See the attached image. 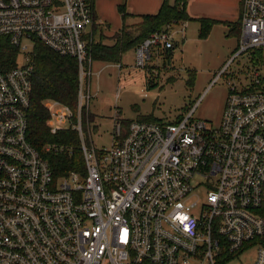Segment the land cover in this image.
Wrapping results in <instances>:
<instances>
[{
    "label": "built area",
    "instance_id": "obj_1",
    "mask_svg": "<svg viewBox=\"0 0 264 264\" xmlns=\"http://www.w3.org/2000/svg\"><path fill=\"white\" fill-rule=\"evenodd\" d=\"M241 9L234 57L264 60V0ZM95 24L93 0H0V39L20 51L0 69V264H230L251 248L264 264V77L229 89L219 125L195 119L196 107L127 127L118 112L112 145L98 149L84 122ZM38 43L79 64L77 109L45 103L51 133L76 131L84 157L83 171L59 178L43 152L63 147L40 152L28 138ZM178 46L170 25L135 48V67L165 64ZM199 189L206 201L188 203Z\"/></svg>",
    "mask_w": 264,
    "mask_h": 264
},
{
    "label": "rangeland",
    "instance_id": "obj_2",
    "mask_svg": "<svg viewBox=\"0 0 264 264\" xmlns=\"http://www.w3.org/2000/svg\"><path fill=\"white\" fill-rule=\"evenodd\" d=\"M119 0H95L97 35L94 42L111 46L113 37L124 27L133 28L141 19H122ZM100 12V14H99ZM179 46L173 50L170 64L156 63L146 69L135 67V50H129L118 64L94 61L92 77L85 80L93 94L91 114L94 116L89 141L98 148L112 145L114 118L118 113L122 120L134 121L151 117L156 122H175L187 116L193 108L194 118L209 125H219L229 89L247 81L248 74L258 70L264 77V60L258 53H243L234 57L238 49L240 33L228 36L223 27H215L206 39L199 38L196 21L171 24ZM92 48V47H91ZM22 61L20 60V63ZM225 70L223 76L221 72ZM189 71L195 79L187 84ZM156 83L149 88V81ZM69 125L63 126L64 129ZM87 138V134H86ZM206 191L199 189L188 203L203 204ZM198 213V211H196ZM258 248H251L236 256L230 264H253Z\"/></svg>",
    "mask_w": 264,
    "mask_h": 264
},
{
    "label": "trees",
    "instance_id": "obj_3",
    "mask_svg": "<svg viewBox=\"0 0 264 264\" xmlns=\"http://www.w3.org/2000/svg\"><path fill=\"white\" fill-rule=\"evenodd\" d=\"M93 3L95 4V0H93ZM187 3L188 0H175L174 4H170L169 0H164L157 14L139 16L141 22L131 29L124 26L113 37L115 42L111 46L104 44L102 40L92 43V61L118 64L129 50H135L152 34L162 31L171 24L191 21L192 19L187 14ZM119 12L123 20L134 17L128 14L126 3L119 6ZM218 23L209 19L199 20V38H208L213 27ZM229 27L228 36L235 33L239 34L241 23L239 21ZM19 57L20 51L17 47L11 45L7 39H0V69L2 71L17 67ZM32 58L34 62L33 87L31 105L27 112L29 141L40 152H43V148L47 145L63 147L62 151L52 149L50 152H43L56 178L66 176L72 172L83 171L85 163L78 133L73 130H65L53 135L48 125L49 110L45 106L47 101H57L69 106L74 111L77 109L80 85L79 64L76 59L62 57L41 43L36 45ZM172 58L173 51H168L165 64H170ZM195 77V72L189 71L187 80L189 86L193 83ZM156 85L151 80L149 81V88ZM87 120L94 123V116L84 113V122ZM138 120L153 121L151 117L139 118ZM131 122L123 120L125 127Z\"/></svg>",
    "mask_w": 264,
    "mask_h": 264
},
{
    "label": "crops",
    "instance_id": "obj_4",
    "mask_svg": "<svg viewBox=\"0 0 264 264\" xmlns=\"http://www.w3.org/2000/svg\"><path fill=\"white\" fill-rule=\"evenodd\" d=\"M169 1L170 4H174L175 2V0ZM119 2L123 3V0H119ZM124 2L127 5L128 14L140 19L139 16L157 14L161 9L164 0H126ZM94 6L96 5L94 4ZM241 7L242 0H188L187 14L192 19L191 21H196L198 23L201 19H209L219 22L213 27L211 34L214 32L215 27H223V30L228 31L229 33V26L237 24L240 21L242 12ZM94 8L97 18L98 13L96 12V7ZM99 17L101 16L98 15V18ZM94 28H96L94 30V35L96 39L98 30L96 24Z\"/></svg>",
    "mask_w": 264,
    "mask_h": 264
}]
</instances>
